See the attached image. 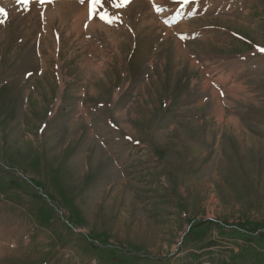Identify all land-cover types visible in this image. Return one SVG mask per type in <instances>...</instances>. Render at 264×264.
<instances>
[{"label": "rangeland", "instance_id": "1", "mask_svg": "<svg viewBox=\"0 0 264 264\" xmlns=\"http://www.w3.org/2000/svg\"><path fill=\"white\" fill-rule=\"evenodd\" d=\"M0 8V264H264V0Z\"/></svg>", "mask_w": 264, "mask_h": 264}, {"label": "snow or ice", "instance_id": "2", "mask_svg": "<svg viewBox=\"0 0 264 264\" xmlns=\"http://www.w3.org/2000/svg\"><path fill=\"white\" fill-rule=\"evenodd\" d=\"M19 3L24 4L25 6L29 5L30 0H18ZM41 3L44 2V0H40ZM85 0H81V3H84ZM130 2V0H111V3L113 7L119 9L122 7L127 6V4ZM88 7H89V16L90 18L95 17L98 14V9L101 7H104V0H87ZM30 10V9H29ZM5 10L0 8V13H3ZM99 19H101L103 22L112 25L116 22V18L113 17V15L109 12H103L99 14ZM3 21H0L2 23ZM261 52H264V49H259Z\"/></svg>", "mask_w": 264, "mask_h": 264}, {"label": "bare ground", "instance_id": "3", "mask_svg": "<svg viewBox=\"0 0 264 264\" xmlns=\"http://www.w3.org/2000/svg\"><path fill=\"white\" fill-rule=\"evenodd\" d=\"M82 19V18H81Z\"/></svg>", "mask_w": 264, "mask_h": 264}]
</instances>
